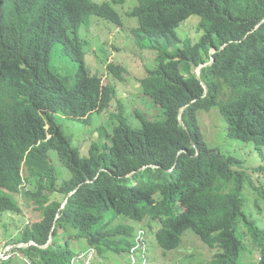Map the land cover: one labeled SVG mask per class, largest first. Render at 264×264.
Segmentation results:
<instances>
[{"label":"trees","instance_id":"obj_1","mask_svg":"<svg viewBox=\"0 0 264 264\" xmlns=\"http://www.w3.org/2000/svg\"><path fill=\"white\" fill-rule=\"evenodd\" d=\"M136 1L127 14L137 20L134 42L156 53L139 87L164 120L136 111L141 126L133 128L118 102V124L82 156L57 116L86 123L109 107L116 87L88 74L78 31L92 16L114 25L119 17L89 0H0V213L20 212L19 193L39 213L0 264H71L89 248L90 264H105L126 258L136 230L155 225L162 251L177 249L191 230L212 252L209 264H264V229L244 211L248 169L206 145L197 117L217 108L229 138L264 146V0ZM192 16L202 31L195 43L175 32ZM54 48L76 64L73 76L52 68ZM106 72L127 78L114 63ZM252 187L260 211L264 189ZM251 253L258 260L249 261Z\"/></svg>","mask_w":264,"mask_h":264},{"label":"rangeland","instance_id":"obj_2","mask_svg":"<svg viewBox=\"0 0 264 264\" xmlns=\"http://www.w3.org/2000/svg\"><path fill=\"white\" fill-rule=\"evenodd\" d=\"M93 3H106L111 6L120 19V24H112L105 20L92 16L89 23L81 24L78 37L82 43L84 52V64L89 75L101 76L104 84H115L116 96L109 107L101 114H92L84 123L58 115L57 121L63 132L71 137L72 145L79 149L82 156L88 155V148L92 142L103 143L106 136L112 132L117 125L115 114L118 112V102L123 107V114L131 127L141 126L140 120L135 112L143 113L147 119L161 122L164 120L163 111L152 103V100L144 96L140 90L139 80L144 76L146 70L152 69L155 64L154 50L141 49L133 39V33L137 27V20L129 17L128 12L137 4L136 0H125L122 4H114L111 0H89ZM198 17L192 16L183 26H179L175 32L181 40H189L195 43L201 36L202 31L197 26ZM149 46L150 42L145 41ZM212 52V51H211ZM51 66L61 76H73L76 64L58 49L54 48L50 57ZM114 63L120 65L127 72L124 81L111 78L106 72V65ZM195 70V69H194ZM193 70V72H194ZM199 127L203 141L208 147L218 149L222 154L235 156L242 160L243 166L248 169L251 176V184L245 183L243 197L245 199L244 211L251 214L256 225L264 229V198H260L257 211L254 201L257 193L252 184H261L264 189V172L253 173L252 168L264 167V146L255 148L252 142H244L231 139L226 135V123L217 108L209 111H198ZM50 162L54 166L59 179H67L69 173L58 161L57 154L51 151ZM253 181V182H252ZM16 202L20 207L19 213H0V255L8 253L15 247L14 242L20 232L27 225L39 219V213L35 211L31 203L24 197L23 193L17 194ZM127 222H124V224ZM131 225V223H129ZM135 226L137 224L133 223ZM138 228V227H137ZM157 226H152L146 231L148 246V264H209L212 252L203 244L191 230H186L181 239L180 246L173 251H162L155 242L154 233ZM24 245H19L23 247ZM74 250V249H73ZM6 255V254H5ZM249 261L255 259V253H251ZM1 259V258H0ZM105 264H126V258L109 257ZM100 260L96 257L94 263ZM257 264V263H252Z\"/></svg>","mask_w":264,"mask_h":264},{"label":"built area","instance_id":"obj_3","mask_svg":"<svg viewBox=\"0 0 264 264\" xmlns=\"http://www.w3.org/2000/svg\"><path fill=\"white\" fill-rule=\"evenodd\" d=\"M94 251L88 249L85 252L78 253L72 258L71 264H90ZM148 246L146 232L144 229H138L133 237V245L130 247L126 256L127 264H148L147 260ZM0 258L6 259L8 256L0 255ZM27 264H29L27 262Z\"/></svg>","mask_w":264,"mask_h":264},{"label":"water","instance_id":"obj_4","mask_svg":"<svg viewBox=\"0 0 264 264\" xmlns=\"http://www.w3.org/2000/svg\"><path fill=\"white\" fill-rule=\"evenodd\" d=\"M264 21V20H263ZM262 21V22H263ZM222 48V47H221ZM213 53H214V51H212V52H210V56H211V59H210V62L209 63H207V64H203V65H201L199 68H201V67H205V66H208L211 62H212V60H213V58H212V55H213ZM199 68H196V70L194 71V75L196 76V78H199ZM184 110V109H183ZM182 110V111H183ZM179 122H180V124H182V121L181 120H179ZM70 195V194H69ZM66 202H64L63 204H65ZM63 204H62V206H63Z\"/></svg>","mask_w":264,"mask_h":264},{"label":"clouds","instance_id":"obj_5","mask_svg":"<svg viewBox=\"0 0 264 264\" xmlns=\"http://www.w3.org/2000/svg\"><path fill=\"white\" fill-rule=\"evenodd\" d=\"M197 68H199V67H197ZM199 69H200V68H199ZM195 70H196V69H195ZM195 70H194V71H195ZM193 73H194V72H193ZM138 229H143V228H138ZM138 229H137V230H138ZM137 230H136V231H137ZM144 230H145V229H144ZM145 232H146V231H145ZM134 234H135V233H134ZM16 247H19V244L16 245ZM13 248H14V247H13ZM11 249H12V248H11ZM11 249H10V250H11ZM89 249H90V248H89ZM10 250L8 251V253H5L6 255L3 254L2 256H8V258H9V257L11 256V254H10ZM86 250H88V249H86ZM86 250H85V251H86ZM85 251H83V252H85ZM80 253H82V252H80ZM93 256H94V255H93ZM8 258H6V259H8ZM6 259L1 258L0 260H6ZM92 259H93V258H92ZM126 260H127V259H126ZM91 261H92V260H91ZM126 264H127V263H126Z\"/></svg>","mask_w":264,"mask_h":264},{"label":"crops","instance_id":"obj_6","mask_svg":"<svg viewBox=\"0 0 264 264\" xmlns=\"http://www.w3.org/2000/svg\"><path fill=\"white\" fill-rule=\"evenodd\" d=\"M86 250V249H85Z\"/></svg>","mask_w":264,"mask_h":264}]
</instances>
